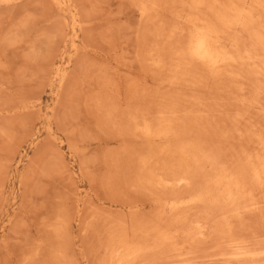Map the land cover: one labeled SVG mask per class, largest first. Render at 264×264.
I'll return each mask as SVG.
<instances>
[{
  "label": "rangeland",
  "instance_id": "374dc122",
  "mask_svg": "<svg viewBox=\"0 0 264 264\" xmlns=\"http://www.w3.org/2000/svg\"><path fill=\"white\" fill-rule=\"evenodd\" d=\"M245 8L0 0V264H264V59L186 55Z\"/></svg>",
  "mask_w": 264,
  "mask_h": 264
},
{
  "label": "bare ground",
  "instance_id": "6f19581e",
  "mask_svg": "<svg viewBox=\"0 0 264 264\" xmlns=\"http://www.w3.org/2000/svg\"><path fill=\"white\" fill-rule=\"evenodd\" d=\"M248 1L251 2V0H244L246 4L248 3ZM249 9L247 8L243 10L232 9L231 11L232 18L227 17L228 14L227 16H223V14L221 13L222 17L220 18V24L222 25V27H224L223 29L225 30V32L211 27L210 26L211 24L209 25V23L206 24V22L208 21H206L205 23H200L199 21L201 20L197 18L199 21L197 22L195 21V23H193L194 34L191 37L192 39L190 38L191 42L189 40L190 45L188 44L189 45L187 49L188 51L186 50L187 52L186 55H188V58L190 57L192 60L201 62L202 64H204L206 67H208L213 71L221 68L222 66H227V65H234V64L255 65L258 62L261 64V62L264 59L262 56L264 54V48L261 52L262 54L256 53L257 51H254L255 53H253L252 51H248L249 50L248 48L244 49L245 51L243 50L239 51L237 49V44L234 40L230 39V41H226L225 38L226 32H228L229 30L234 31L236 29L238 32V30L240 31L246 29V19H249L251 17ZM190 23H192V20L190 21ZM215 26H217V24ZM262 47L264 46L262 45ZM148 128L149 126L147 127L146 125L145 127L144 125L142 129L146 133H149L150 131ZM144 131L143 133H145ZM162 134H164L163 131ZM254 175H256V173Z\"/></svg>",
  "mask_w": 264,
  "mask_h": 264
}]
</instances>
